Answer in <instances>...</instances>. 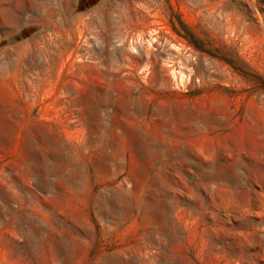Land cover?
<instances>
[{
    "label": "rangeland",
    "instance_id": "obj_1",
    "mask_svg": "<svg viewBox=\"0 0 264 264\" xmlns=\"http://www.w3.org/2000/svg\"><path fill=\"white\" fill-rule=\"evenodd\" d=\"M0 0V264H264V0Z\"/></svg>",
    "mask_w": 264,
    "mask_h": 264
},
{
    "label": "clouds",
    "instance_id": "obj_2",
    "mask_svg": "<svg viewBox=\"0 0 264 264\" xmlns=\"http://www.w3.org/2000/svg\"><path fill=\"white\" fill-rule=\"evenodd\" d=\"M60 11L59 0H36L33 10L23 15L14 25L17 29L28 27L37 23L40 19H47Z\"/></svg>",
    "mask_w": 264,
    "mask_h": 264
}]
</instances>
